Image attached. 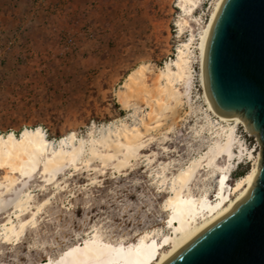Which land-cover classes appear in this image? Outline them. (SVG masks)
<instances>
[{"label":"rangeland","instance_id":"374dc122","mask_svg":"<svg viewBox=\"0 0 264 264\" xmlns=\"http://www.w3.org/2000/svg\"><path fill=\"white\" fill-rule=\"evenodd\" d=\"M216 1L198 0L190 16L178 8L179 0H0L2 135L13 132L20 137L26 128L41 127L58 145L71 134L90 140L109 125L131 123L134 113H146L148 107L123 109L116 92L140 65H149V77L155 78L166 62L176 58L184 42L190 43L194 79L192 98L183 99L180 118L171 131L152 132L154 139L143 151L149 156L139 157L134 165L119 172L94 160L91 164L97 170L86 165L77 171L67 168L59 188L36 173L29 185L34 203L48 198L49 202L19 244H8L0 236V264H38L57 258L83 243L94 228L113 243L121 238L136 242L138 236L154 231L159 237L162 232L171 234L165 206L172 194L170 178L217 139L214 129L202 130L208 105L200 83L198 49ZM183 18L189 19L191 27L180 32L178 23ZM237 135L256 157L262 153L258 136H250L242 125ZM237 161L230 186L253 165L246 152ZM165 164H169L167 181L162 183ZM201 173L206 178L203 187L216 200L214 178ZM197 184L194 193L201 195L204 188Z\"/></svg>","mask_w":264,"mask_h":264},{"label":"bare ground","instance_id":"6f19581e","mask_svg":"<svg viewBox=\"0 0 264 264\" xmlns=\"http://www.w3.org/2000/svg\"><path fill=\"white\" fill-rule=\"evenodd\" d=\"M225 2H215L198 44L200 83L208 105L206 124L202 130L214 129L217 139L209 143L204 154L168 180L172 194L165 206L169 211L167 224L172 229L171 234L162 232L159 237V233L154 231L138 236L136 242L121 238L113 243L104 240L94 228L83 243L65 249L57 258H45L38 264H169L206 231L232 214L249 196L257 184L263 157L262 153L256 157L252 150L247 149L238 138L237 127L242 125L250 136H257V133L244 117L237 119L231 113L219 112L208 87L209 44ZM197 3L198 0H179L178 8L191 16ZM185 26L191 27L188 18L178 23L180 32ZM190 53V43L184 42L178 48L176 58L166 62L153 79L149 77L152 69L147 64L138 66L128 74L121 89L116 92L122 108L139 109L141 104L148 107L146 113H134L131 123L121 122L115 127L109 125L90 140L71 134L67 139H61L58 145L47 138L41 127L35 130L26 128L20 137L13 132L0 134V171H3L0 176V217L6 213L0 223V236L5 242L19 244L27 228L36 226L39 215L44 213L45 205L49 202L48 198L37 205L34 203L35 195L29 185L36 173L39 172L47 184L53 183L58 187L60 176L67 168L77 171L80 166L86 165L91 170H97L91 163L98 160L104 168L110 165L120 172L134 165L132 163L139 157L149 156L143 151L148 142L154 139L151 133L161 130L168 132L180 118L179 108L183 99L189 102L192 98L194 79ZM245 152L253 165L230 186L232 168L239 164L236 160L241 159ZM151 154L156 155L153 151ZM221 159L224 164L220 163ZM168 165L161 166L162 183L167 181L165 172ZM202 170L214 178L216 200H211L208 190L203 187L206 178L202 177ZM197 182L204 188H200L204 191L201 195L194 193L193 187L200 186ZM9 209L11 211L8 212ZM28 215L29 218L25 219Z\"/></svg>","mask_w":264,"mask_h":264},{"label":"water","instance_id":"95a60500","mask_svg":"<svg viewBox=\"0 0 264 264\" xmlns=\"http://www.w3.org/2000/svg\"><path fill=\"white\" fill-rule=\"evenodd\" d=\"M207 78L217 110L253 126L262 164L239 207L169 264H264V0H226L209 44Z\"/></svg>","mask_w":264,"mask_h":264},{"label":"trees","instance_id":"16d2710c","mask_svg":"<svg viewBox=\"0 0 264 264\" xmlns=\"http://www.w3.org/2000/svg\"><path fill=\"white\" fill-rule=\"evenodd\" d=\"M244 174H246V173L243 172L242 174H240V176H243Z\"/></svg>","mask_w":264,"mask_h":264}]
</instances>
